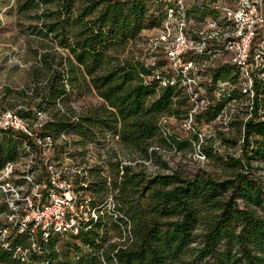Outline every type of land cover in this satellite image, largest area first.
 <instances>
[{
	"label": "trees",
	"instance_id": "trees-1",
	"mask_svg": "<svg viewBox=\"0 0 264 264\" xmlns=\"http://www.w3.org/2000/svg\"><path fill=\"white\" fill-rule=\"evenodd\" d=\"M81 1L19 0L23 13L38 9L41 3L52 5L32 15L41 23L31 25V33L56 39L73 61L61 72L50 68L48 54L41 55L35 64V85L31 94L26 91L31 98L16 113L35 129L38 114L50 112L37 134L54 138L62 133L77 134L79 140L72 142V148L87 142L101 145L107 131L118 132L123 144L146 157L156 137L175 149L184 148L186 138L172 134L165 138L158 125L161 115L186 117L190 109V96L183 86L161 85L169 75L166 60L146 65L116 55L136 41L143 29L160 25L167 8L176 10V0H160L154 10L150 0ZM184 12L196 19L218 16V10L198 3ZM261 31L264 34V26L258 34ZM258 34L251 44L250 59ZM259 53L264 56L262 50ZM204 57L188 54L185 58L198 61ZM208 70L211 82H205L203 89L209 98L194 115L197 125L213 121L231 101L247 98L249 102V117L234 122L242 130L238 156L214 154L212 143H197L204 157L218 159L228 168L226 177L215 179L202 170L191 177L178 172L144 175L131 166H124L120 175L119 162H110L115 177L109 181L99 176L87 189L97 194L92 205L102 210L111 193L115 204L111 212L84 222L77 234L39 236L36 248L25 259L17 249L30 247V228L19 231L0 222V227L9 229L5 237L0 236V264H264V189L252 172V161H264V64L250 72L249 87L239 84L240 70L235 64L220 62ZM43 73L46 83L39 87ZM66 80L72 89L67 88ZM219 81H228V85L220 86ZM84 84L95 89L104 104L82 116L72 107H58L71 99L74 88ZM34 95L40 97L39 102ZM198 132L195 129L196 141ZM220 140L236 144L221 136ZM58 148L71 155L78 153L66 144ZM35 150L33 139L22 130L0 126V170ZM6 210L7 204L1 202L0 212Z\"/></svg>",
	"mask_w": 264,
	"mask_h": 264
},
{
	"label": "rangeland",
	"instance_id": "rangeland-1",
	"mask_svg": "<svg viewBox=\"0 0 264 264\" xmlns=\"http://www.w3.org/2000/svg\"><path fill=\"white\" fill-rule=\"evenodd\" d=\"M159 1L150 0L149 5L152 10L156 8V4ZM238 1L176 0V10L167 8L166 17L161 20L160 25L143 29L136 41L127 44L122 50L115 53L120 58H131L139 60L146 65H153L156 61L165 60L166 47L173 45L175 36L180 30H183L189 37L204 36L209 39L210 47H218L223 42L224 33L230 28L226 27L228 12L236 8ZM164 2L165 0H162V3ZM195 3L204 4L218 10V16L216 19L209 14L202 19H196L191 15L186 16L184 10ZM46 6L51 7L52 5L41 3V7L38 9L23 13L19 10V0H0V122L7 113L11 112L14 116L15 124L28 126L27 124L31 123L20 118L16 112L20 108L26 107L28 99L31 98L27 95L31 94L32 87L35 85V64H37L36 60L41 55L48 54L46 59L50 68L61 72H66L73 61L71 53L57 44L56 39L40 37L31 33L30 26L41 23L38 19L32 18V15L42 13L43 9L47 8ZM254 46L256 51L253 56L254 58L256 54H259V56L256 58V64L253 68L264 64V56L259 53V50L264 52V34L262 31L258 34ZM213 54L214 51L210 53L205 67L216 66L222 61V56L216 54L213 56ZM43 77H46L45 73L39 79V87H43L46 83ZM151 78L152 75L146 77L145 80L148 81ZM202 80H207V77H203ZM238 80L241 81L239 84L242 87H249L247 81L240 74H238ZM66 84L67 88L72 89L67 80ZM193 90L197 91V94L193 95L189 100L190 109L187 116L176 117L167 114L166 117V126L171 131V134L188 140L184 148L174 149L163 144L159 141V137H156L152 140L151 145L157 146L158 149L153 153L152 161L149 164H144L139 162V160L146 158L142 151L130 148L120 142V144L109 147L104 153V158L101 157L102 153L95 151L96 155H99L100 159L104 160V163L99 165L102 170L90 169L88 172L90 179H97L101 176L112 180L115 175L111 171L109 163L115 161L135 162L131 165L134 172L139 171L144 175L178 172L184 177H191L202 170L215 179L226 177L228 168L218 159L202 157V153L198 151L196 146L197 143L204 146L212 143L214 154L217 153L223 156L233 154L238 156L242 142V130L236 123L249 117V102L247 98H242L240 101H231L213 121L197 125L194 122V115L205 107L209 97L204 91L202 92L196 88ZM73 91L71 99L66 103L59 104L58 107L61 106L64 110L72 107L76 111L77 116L91 114L105 102L95 89H89L85 84L82 87L74 88ZM33 99L37 102L40 101V97L36 95H34ZM9 109L11 111L5 114L1 113ZM190 114L192 115L191 120L189 119ZM49 115L50 112L38 114V123L46 121ZM33 128H35L34 125ZM194 128L199 130L198 141L193 137L195 134ZM220 136L235 141L236 144H224L221 142ZM58 154H62L63 158H66L63 152L47 148H36L35 152H29L28 155L23 156L19 171H34L35 175L39 174V172H45L47 161L54 164ZM66 162L71 168L76 165L80 169L82 166L85 167V163L86 165L88 164V160L81 156L74 157L72 161L67 160ZM163 163H165L166 167H164ZM252 164V172L259 178L264 189V161H252ZM34 166L37 167L34 168ZM1 202L4 201L0 195ZM5 212L7 210L0 212V222L10 225L7 222ZM9 229H14V226L10 225Z\"/></svg>",
	"mask_w": 264,
	"mask_h": 264
},
{
	"label": "built area",
	"instance_id": "built-area-1",
	"mask_svg": "<svg viewBox=\"0 0 264 264\" xmlns=\"http://www.w3.org/2000/svg\"><path fill=\"white\" fill-rule=\"evenodd\" d=\"M226 19V27L230 28L224 33L222 49L219 46L210 47L209 39L204 36L189 37L183 30L176 34L173 45L166 47L165 60L169 75L161 82L162 86L168 84L183 86L190 99L197 94L194 88L203 92V84L211 82L212 78L208 69L215 67H205L213 51L214 54L222 56L221 63L237 65L240 75L250 86V72L259 56L256 54L255 58L253 56V59H250V48L254 37L264 26L263 0H239L236 8L228 12ZM188 54H200L205 57L204 60L196 61L185 58ZM203 77H207V80L203 81ZM218 84L225 86L228 85V81H219ZM189 116L191 120L192 115ZM13 117L11 112L7 113L0 122L1 126L22 130L33 139L35 148L60 152L58 147L66 144L68 149L78 152L76 155L63 152L66 158L58 154L54 164L47 161L46 171L37 175L34 171H19L23 156L7 163L0 170V195L7 204V212H5L7 222L19 231L27 228L31 231L30 247L17 249V253L25 259L29 250L36 248L39 236L47 239L56 233L65 237L77 234L84 222L96 221L105 212L112 211L115 204L111 193L107 195V206L104 210L92 205V200L97 198V194L87 189L88 184L95 180L90 179L88 172L104 163L95 151L102 153L101 157L104 158L105 151L112 145L120 144L121 140L118 132L107 131L101 137V145L87 142L72 148V142L79 140L77 134L62 133L58 138L50 135L40 136L37 131L40 130L43 122L38 123L37 120L35 129H31L28 126L15 124ZM166 117L167 115L163 114L158 119L161 136L165 138L171 134L166 126ZM196 147L198 148V145ZM156 149L157 146L150 145L149 157L139 162L149 164L152 161L151 153ZM77 156L86 158L88 164L85 163V167L82 166L80 169L76 165L71 168L67 162L65 163ZM134 163L120 161L119 174L123 173L124 166H131ZM8 230L7 227H0V236L5 237Z\"/></svg>",
	"mask_w": 264,
	"mask_h": 264
}]
</instances>
